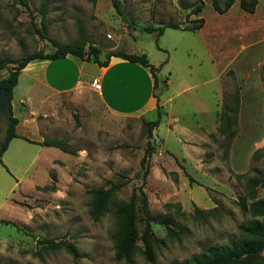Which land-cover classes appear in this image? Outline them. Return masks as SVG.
Instances as JSON below:
<instances>
[{"label": "rangeland", "instance_id": "obj_1", "mask_svg": "<svg viewBox=\"0 0 264 264\" xmlns=\"http://www.w3.org/2000/svg\"><path fill=\"white\" fill-rule=\"evenodd\" d=\"M23 1L0 0V61L5 64L0 78L23 55L51 52L55 43L75 41L80 20L87 44L100 48L99 58L111 50L146 54L158 68L153 93L163 114L152 129L153 151L145 175L140 159L147 146V122L156 118V110L144 117L119 118L107 114L102 105L89 108L69 93L56 99L58 119L52 125L74 153L12 138L0 160V219L10 221H0V264H180L202 248L237 238L252 219L238 202L247 180L264 175V143L256 148L241 141L225 143L218 132L220 112L225 104L231 113L234 93L219 78L197 30H144L167 23L189 26L200 17L209 24L217 17L211 1ZM43 4L46 13L41 16ZM199 4L202 11L193 13ZM238 7L236 2L234 8ZM255 68L253 64L245 70L253 75ZM128 73L144 81L138 70ZM28 95V79L20 75L11 99L13 114L20 120L27 104L38 106L37 96L29 101ZM50 110L46 105L34 108L40 125L49 124ZM6 125L0 113V143ZM110 185L116 187L107 210L93 219L89 190ZM138 186L154 217L147 238L153 260L144 258L139 239L129 262L116 261L115 207ZM256 193L264 198V182ZM137 226L141 232L143 222L138 220ZM59 240L72 243L78 256L49 247ZM260 253L264 255V248Z\"/></svg>", "mask_w": 264, "mask_h": 264}, {"label": "crops", "instance_id": "obj_2", "mask_svg": "<svg viewBox=\"0 0 264 264\" xmlns=\"http://www.w3.org/2000/svg\"><path fill=\"white\" fill-rule=\"evenodd\" d=\"M236 2L238 0L222 13L213 8L217 17L209 19V24L203 19L196 30L203 38L219 78L225 80L236 95L235 133L226 142L241 141L248 148H256L264 143V0H257L253 12L242 9L239 2V7L234 8ZM253 64L256 68L251 75L245 69H252ZM128 69L141 72L144 81L139 83ZM20 75L28 79L31 92L28 100L37 96L38 106L27 104L26 115L21 120L15 116L18 120L16 137L37 146H45L40 144L45 138L63 140L52 123L58 119L56 99L69 93L75 100L82 98L87 107L96 104L94 109H100L102 105L107 114L119 118L144 117L156 108L153 79L148 68L120 57L111 56L104 66L72 54L52 60L34 59L21 69L18 80ZM93 80L100 83L99 90L93 88ZM45 105L51 109V114L49 124L44 126L33 113L34 108L38 110ZM174 120L177 122V117ZM177 127L186 130L184 126Z\"/></svg>", "mask_w": 264, "mask_h": 264}, {"label": "trees", "instance_id": "obj_3", "mask_svg": "<svg viewBox=\"0 0 264 264\" xmlns=\"http://www.w3.org/2000/svg\"><path fill=\"white\" fill-rule=\"evenodd\" d=\"M23 1V0H21ZM202 1V0H201ZM212 7L219 13L225 12L229 9L235 0H223L222 4L219 0H210ZM24 2V1H23ZM242 9L247 12H253L257 0H238ZM202 4L193 8L192 12L197 13L201 10ZM41 16L46 13L45 4L40 10ZM203 23V18H197L193 24L189 26L179 27L177 24L167 23L162 26L153 27L146 26L144 30H157L158 33L163 31L165 26L172 28L196 30ZM87 33L84 24L78 20V38L73 42L55 43L54 50L51 52L37 51L31 54L23 55L16 60L13 67L8 74L0 78V113L6 117L7 125L4 132V138L0 143V160L4 151L7 149L10 140L16 137L15 126L18 122L12 110V91L17 84L18 75L21 69L30 61L34 59H57L72 54L83 60H92L98 65L104 66L108 63L111 56L120 57L130 62H137L142 66L148 68L153 79V91L156 87L158 70L151 64L145 53H128L122 50H111L106 53L104 59H99L101 53L100 48L87 44ZM4 62L0 61V68L4 67ZM156 99V118L147 122V146L144 154L140 159V166L143 168L144 175L147 172L148 157L153 151L152 145V129L157 127L162 112V105L159 103L158 96L153 93ZM233 107L230 109L231 113H227V106L223 105V110L220 112V123L218 132L224 135L226 140L235 133V114L234 109L237 102L236 95L232 96ZM40 144L45 146H55L61 150L69 153H74V149L61 139L45 138ZM261 182H264V175L256 174L251 179L247 180L245 184V195L240 196L239 205L241 208L247 210L252 219L243 227H241L240 235L237 238L231 239L224 244H217L210 247L202 248L198 253L193 254L188 259L180 264H264V255L260 252L264 248V198L257 197L256 187ZM116 185L108 187H96L90 189L92 201L89 208V214L93 219L100 217L108 207L110 198ZM52 189V188H51ZM137 190V191H136ZM249 199V202H246ZM198 211V208H195ZM207 211H211L210 209ZM115 212L118 215L119 221L116 229L112 233V240L114 243V259L116 261L129 262L132 258L133 252L137 247V240L141 239L144 248L142 253L147 261H152V250L147 240L148 236L152 235L151 222L154 220L153 215L148 208V198L143 191L142 186L134 189L126 201H120L115 207ZM142 221V231L139 232L137 221ZM1 222L9 223V220L0 219ZM50 248H64L72 256H78L75 246L65 240L51 241Z\"/></svg>", "mask_w": 264, "mask_h": 264}, {"label": "built area", "instance_id": "obj_4", "mask_svg": "<svg viewBox=\"0 0 264 264\" xmlns=\"http://www.w3.org/2000/svg\"><path fill=\"white\" fill-rule=\"evenodd\" d=\"M93 88L95 90H99L100 89V83L97 82L96 80H93Z\"/></svg>", "mask_w": 264, "mask_h": 264}]
</instances>
